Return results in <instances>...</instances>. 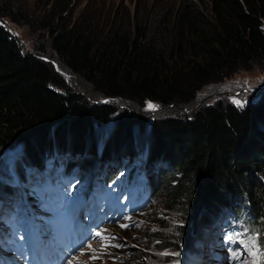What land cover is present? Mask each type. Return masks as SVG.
Here are the masks:
<instances>
[{
    "label": "trees",
    "instance_id": "1",
    "mask_svg": "<svg viewBox=\"0 0 264 264\" xmlns=\"http://www.w3.org/2000/svg\"><path fill=\"white\" fill-rule=\"evenodd\" d=\"M156 6L163 13L151 8L144 15L142 4L132 26L125 15L126 25L90 14L85 21L51 29V50L100 99L119 98L138 106H186L206 84L251 65H262L258 67L264 71V0H159ZM8 13L0 8V20ZM40 55L23 51L14 35L0 26V149L20 139L23 147L14 160L25 154V163L41 164L69 150V171L80 177L97 165V175L104 169L102 186L110 190L117 183L119 193L129 188L135 159L141 157L138 190L151 201L161 195L167 217L174 215L188 227L196 222L192 235L202 231L205 238L223 214L229 215V207L221 206L229 204L234 216L256 234L254 248L264 259L263 102L237 108L215 101L159 119L132 111L118 114L72 92ZM109 119L111 131L98 126ZM135 130L139 134L134 135ZM7 155L0 157L4 166ZM28 171L23 170L18 181H27ZM11 195L12 189L1 183L0 201ZM12 207L9 223L22 215ZM184 227L175 224L168 233H162L163 228L152 232L155 248L176 249ZM219 232L215 228L211 233L221 246ZM196 235L188 244L191 258Z\"/></svg>",
    "mask_w": 264,
    "mask_h": 264
},
{
    "label": "rangeland",
    "instance_id": "2",
    "mask_svg": "<svg viewBox=\"0 0 264 264\" xmlns=\"http://www.w3.org/2000/svg\"><path fill=\"white\" fill-rule=\"evenodd\" d=\"M158 1L139 0L138 6V0H0V8L9 12L8 15L3 17V20H0V26L3 25L7 31L14 35L23 51L41 54L39 58L52 63L54 70L63 78L64 83L72 92L79 94L91 103L110 106L116 109L118 114L122 111H132L139 112V115L145 118L159 119L167 117L168 114L191 113L197 107L203 104H211L215 101L223 102L224 104H234L237 108H241L250 102L257 101L264 103V71L261 70V67H258L262 65L258 64H255L258 66L251 65L248 70L237 71L230 77L223 78L215 83L204 85L197 91L194 101L186 106L172 104L167 107H162L149 102H146L143 106H138L125 100H119V98L114 99L108 97L100 99L99 93L89 83L83 80L80 75L68 71L57 60L51 50L49 41L51 29L54 30L71 26L79 19L85 21L84 19L89 18L90 14H99L98 16H93V18L97 19L100 17L103 19L105 16H108L115 23L124 22V25H126V18L123 16L125 15L128 17L132 26L135 16L140 17V7L142 4L144 7V13L142 14L145 15L147 13L149 14L151 8L156 9V3ZM161 1H166L168 4H171L175 0ZM161 11L163 10L156 9L155 12L158 14ZM235 101H239L240 103L237 104ZM149 105H153L154 107H149ZM113 116L115 115L111 117ZM98 126H103L111 131L114 124L109 119L103 125L99 124ZM139 132L140 130H135L134 135L139 134ZM105 135L106 133H103L101 137L104 139ZM15 140L17 143H15ZM21 142L22 140L20 139L11 140L10 144H6L0 149V157L8 152L20 150L23 147ZM6 161L8 162L7 168L0 161V184H4L6 181L5 185L9 187L10 182H13L12 178L15 177L17 181L19 180L20 174L19 166L15 162L10 165V158L8 156L6 157ZM143 163L140 157L135 159L136 169L130 185L134 184L137 188L140 187L143 180ZM43 178V174H36L30 171L28 182L20 183L18 193H25L28 191V188L36 187L41 189L44 201L57 202L58 200L54 197V195L56 196V191H58L56 190L57 186L60 187L63 193H67L69 190L76 193L82 186L81 188L83 189L80 188L81 191L79 190L80 200L89 206L85 213L91 218L95 210L99 208L96 203L98 194L105 192L98 177L90 172L85 174L80 181L82 176L75 178L74 171H70L71 184L65 180L57 182L56 180L49 181L47 178ZM260 179L264 181V170ZM110 190L114 191V186ZM162 201V196L157 194L154 201H145L140 209H135L134 215H131L130 220L133 226L130 228L122 227L121 224L123 223H120V220L111 223V225H105L103 223L97 224L96 228L102 227L104 229L103 234L109 235L110 241L106 244L107 247L103 245L98 249L92 247L86 248L84 254L77 256L81 260V264H114V262L118 264L198 263L194 262V260L192 261V258H188L189 250H186V246L190 242V237L196 235V233L192 235L196 222L191 227H188V223L183 224L181 219H176L174 215L173 217H167L166 211L162 207ZM21 202L19 199L17 204L20 206ZM35 204L36 202L31 201L30 207L34 212L39 213L40 211ZM111 207L112 204L108 203L105 208L107 211H110ZM2 211L3 208L0 207V213ZM17 213H19V210H17ZM227 218L228 216L226 215V218L222 221L223 224L221 225L220 232H223V226L228 221ZM175 224L185 226L184 232H182V240H180L181 244L178 243L176 249L170 246L155 248L154 239L151 238L152 232H158L163 228L162 233H168L174 228ZM159 225L162 227L157 228ZM168 226L169 228H167ZM201 234V231H198L196 237ZM204 235L205 238L208 236L205 233ZM239 237L244 241V236ZM205 238L200 237V240L205 242ZM214 240L215 238L211 234L210 241L208 242L209 248L202 254L204 260L202 259L198 264H221L222 260H220L218 253L220 251L219 244L215 247L216 252L214 253V257L216 258H210ZM240 242L241 240H235L234 242L238 248V259L235 258L236 264H255L256 261H250V252L247 257L243 254ZM191 244L193 255L199 258L198 250L200 248L197 247V244H194V240ZM165 255L166 257H164ZM119 259L122 261L121 263H119ZM77 262L74 260V264H79Z\"/></svg>",
    "mask_w": 264,
    "mask_h": 264
},
{
    "label": "bare ground",
    "instance_id": "3",
    "mask_svg": "<svg viewBox=\"0 0 264 264\" xmlns=\"http://www.w3.org/2000/svg\"><path fill=\"white\" fill-rule=\"evenodd\" d=\"M70 158H71V156H70ZM141 158V157H140ZM142 159V158H141ZM143 160V159H142ZM31 170H29L28 171V175H29V172H30ZM70 171H73V170H70ZM75 174V173H74ZM87 174V173H86ZM28 175H27V181H18V186H20V183H22V182H28ZM84 176V175H83ZM83 176H82V178L80 179V181L83 179ZM46 177L44 176V178L43 179H45ZM75 178H78V176H76L75 175ZM39 184V183H38ZM35 185V184H34ZM142 185V184H141ZM140 185V186H141ZM35 186H37V185H35ZM28 190H29V188H28ZM17 192H18V188H17ZM27 192V191H26ZM226 215L228 216V218L227 219H229V215L228 214H223L222 216H221V219H220V221L215 225V226H212L211 228H210V230H209V232H208V235H211L212 233V231H214V229L215 228H217L219 231H220V228H221V225L223 224L222 223V221L224 220V218H226ZM223 218V219H222ZM201 233H202V231H201ZM219 234H220V237L222 238L223 237V232H219ZM200 236H203V233L200 235ZM200 236H198V237H196L195 238V240H194V244H198L199 243V238H200ZM202 238H204V236L202 237ZM206 239V238H205ZM202 245H204L203 246V248H206L207 247V244H205V242H203L202 243ZM204 260V258H200L199 259V263L201 262V260ZM115 263V262H114Z\"/></svg>",
    "mask_w": 264,
    "mask_h": 264
},
{
    "label": "snow or ice",
    "instance_id": "4",
    "mask_svg": "<svg viewBox=\"0 0 264 264\" xmlns=\"http://www.w3.org/2000/svg\"><path fill=\"white\" fill-rule=\"evenodd\" d=\"M237 104H239L240 102L239 101H235ZM149 107H154L153 105H149ZM122 227H126V225H122ZM96 235L97 236H101L102 234L101 233H99V232H97L96 233ZM103 239H108L107 237H102ZM227 239L229 240V241H233V242H235V240H234V237H232V236H229V237H227ZM241 243H243L242 241H241ZM115 246H119V245H115ZM90 247V246H89ZM105 247H107V245L105 246ZM251 255H253L254 257L256 256V253L255 252H253V253H251ZM233 258H236V259H238V257L235 255V253H233Z\"/></svg>",
    "mask_w": 264,
    "mask_h": 264
},
{
    "label": "water",
    "instance_id": "5",
    "mask_svg": "<svg viewBox=\"0 0 264 264\" xmlns=\"http://www.w3.org/2000/svg\"><path fill=\"white\" fill-rule=\"evenodd\" d=\"M1 25V24H0ZM3 26V25H2Z\"/></svg>",
    "mask_w": 264,
    "mask_h": 264
}]
</instances>
